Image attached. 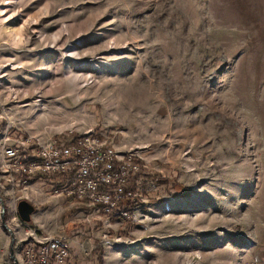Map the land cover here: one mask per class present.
Masks as SVG:
<instances>
[{"label": "rangeland", "instance_id": "374dc122", "mask_svg": "<svg viewBox=\"0 0 264 264\" xmlns=\"http://www.w3.org/2000/svg\"><path fill=\"white\" fill-rule=\"evenodd\" d=\"M86 130L138 160L128 218L5 180L3 143ZM0 198V264L5 225L16 257L29 225L78 264H264V0H0Z\"/></svg>", "mask_w": 264, "mask_h": 264}, {"label": "built area", "instance_id": "2783aa9c", "mask_svg": "<svg viewBox=\"0 0 264 264\" xmlns=\"http://www.w3.org/2000/svg\"><path fill=\"white\" fill-rule=\"evenodd\" d=\"M132 151L86 130L40 143L29 135L1 145L3 175L10 186L41 182L52 194L75 199L90 213L128 218L126 203L135 201L129 180L139 171ZM32 176H38L31 180ZM13 216L12 218H14ZM17 264H68L70 237L42 234L25 225L19 238ZM242 264H259L245 259Z\"/></svg>", "mask_w": 264, "mask_h": 264}, {"label": "water", "instance_id": "95a60500", "mask_svg": "<svg viewBox=\"0 0 264 264\" xmlns=\"http://www.w3.org/2000/svg\"><path fill=\"white\" fill-rule=\"evenodd\" d=\"M33 208H34L33 204L29 202L28 200H26L25 198H19L16 201V212H17L18 217L22 221L26 222L30 219V214L33 211ZM3 211H4V206L0 198V219H1V223L4 225ZM5 227L7 228L9 235H10V242H9V248H8L9 256L12 259V263L17 264L16 257L12 251L13 233L7 225H5Z\"/></svg>", "mask_w": 264, "mask_h": 264}, {"label": "crops", "instance_id": "0c3cea01", "mask_svg": "<svg viewBox=\"0 0 264 264\" xmlns=\"http://www.w3.org/2000/svg\"><path fill=\"white\" fill-rule=\"evenodd\" d=\"M17 232H15V234H16ZM18 235H19V237H20V233H18ZM18 235H16V236H18ZM1 236L2 235H0V238H1ZM2 247H3V244L1 243L0 244V251L2 250ZM76 246H75V244L74 243H72L71 244V247H70V251H69V256H68V264H78V262H79V257H78V255H75L76 254ZM253 252H255L254 253V255H258L259 253L258 252H256V251H253ZM77 256V257H76ZM0 259H1V257H0Z\"/></svg>", "mask_w": 264, "mask_h": 264}, {"label": "trees", "instance_id": "16d2710c", "mask_svg": "<svg viewBox=\"0 0 264 264\" xmlns=\"http://www.w3.org/2000/svg\"><path fill=\"white\" fill-rule=\"evenodd\" d=\"M39 177L38 176H32L31 177V180H36V179H38ZM132 204H135L134 202H130V203H126V206L128 207V208H130V206L132 205ZM132 207V206H131Z\"/></svg>", "mask_w": 264, "mask_h": 264}]
</instances>
